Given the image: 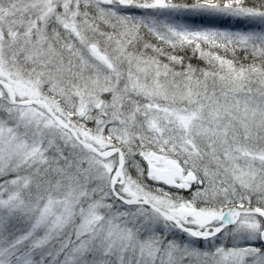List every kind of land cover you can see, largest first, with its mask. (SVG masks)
<instances>
[{
    "label": "snow or ice",
    "instance_id": "1",
    "mask_svg": "<svg viewBox=\"0 0 264 264\" xmlns=\"http://www.w3.org/2000/svg\"><path fill=\"white\" fill-rule=\"evenodd\" d=\"M0 264H264V0H0Z\"/></svg>",
    "mask_w": 264,
    "mask_h": 264
}]
</instances>
